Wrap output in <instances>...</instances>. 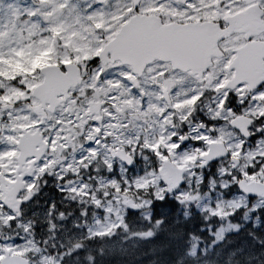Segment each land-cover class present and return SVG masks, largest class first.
Instances as JSON below:
<instances>
[{"label":"rangeland","instance_id":"374dc122","mask_svg":"<svg viewBox=\"0 0 264 264\" xmlns=\"http://www.w3.org/2000/svg\"><path fill=\"white\" fill-rule=\"evenodd\" d=\"M128 1L113 0L104 5L90 0L82 3L77 0L0 1L1 104L15 100L36 103L37 100L31 98L30 91L42 81L40 67L44 64L76 62L82 67L83 74L86 73L82 85L72 90L74 95L71 100L63 104L53 116L56 125L54 147L61 146L69 159L66 158L63 162L67 166L63 174L66 177L74 173L77 175L76 179L67 181L64 190L62 189L64 194L57 201L64 206L70 205L72 200L81 201L84 206L89 202L94 203L95 207L87 210L83 220H67L57 209L50 211V216L43 212L36 217L46 224L45 230L51 241L55 242L58 252L56 264H71L72 260L80 264L77 257H70V262L69 258H65L71 244L80 247L78 244L89 237L94 239L96 234L113 238L115 229L123 226L125 218L134 216L138 211L140 215L144 212L148 215L146 207L151 199L144 197L146 191H150L155 198L169 195L194 203L208 216L227 215L248 205L252 209L264 206L261 199H253L251 202V199L239 191L233 193L229 189L230 184L237 181L238 175L250 180L264 181V143L253 140L251 144L244 145L229 130L227 121H224L228 112L221 104L223 93L215 95L199 107L206 119L215 123L219 120V124L211 123L215 129L213 132L208 125L197 120V117L190 121V109L183 111L182 117L184 120L187 118L183 127L184 134H188L191 140L187 144H181L179 139L171 137L174 132L166 130L161 120L147 113L146 105L142 108L146 100L150 106L155 104L154 91L146 86L143 78L136 80L140 84V92L131 96L129 86L124 83L129 78L128 72L119 70L116 78L109 65L103 66L99 62L90 65L99 50L114 37L120 27V21H113L120 15L125 19L127 13L131 12ZM89 21L96 23L94 31H98L95 34L90 32L94 25H87ZM28 61L31 66H28ZM36 66L38 72H34L29 78L22 76L19 84H12V80L17 78L16 72L24 75ZM142 82L144 83L141 84ZM92 97L102 98L106 102L102 111L103 122H92L88 116L86 103ZM188 101L183 100L180 104L184 102L183 105L188 107ZM19 113L20 110H15L9 112L8 116L25 117ZM11 126L5 125V128ZM62 137L68 139L70 144L63 142ZM75 137L79 138L77 143L72 142ZM107 137L110 140H104ZM212 138L223 139L231 154L240 159V166L232 170L229 159L216 162L213 178L208 179L206 186L210 189V194H202L200 197L195 195L203 174L194 170L186 175L181 189L167 194L158 172L161 160L169 156L179 165L193 166ZM110 144L127 146L138 159L136 165L128 170L118 160L111 159L107 153ZM152 163H156V167ZM102 169L106 174L116 170L118 175L109 180L107 175L101 176ZM91 170L94 172H90ZM81 172L83 176L79 179ZM84 178L86 181H82ZM28 231L26 228L21 236L23 240L17 248L23 254L35 249V243ZM109 243L113 248L127 246L123 239H113ZM42 258L40 263L45 260V257Z\"/></svg>","mask_w":264,"mask_h":264},{"label":"flooded vegetation","instance_id":"af4514ba","mask_svg":"<svg viewBox=\"0 0 264 264\" xmlns=\"http://www.w3.org/2000/svg\"><path fill=\"white\" fill-rule=\"evenodd\" d=\"M129 4L131 10L134 9L131 0ZM226 8L231 13L225 18ZM138 10L146 15L141 25L136 24V31L147 41L146 52L151 49L167 52L162 59L157 56L149 62L141 77L154 88L162 124L166 130L174 132L171 137L180 140L184 135V122L187 121L182 117L184 110L190 109L191 121L198 107L223 93L221 104L227 94V102L222 106L231 113V118L237 115L253 118V140L264 143V115H261L264 101L252 99L255 89L249 90L246 82L228 87L236 71L244 69L245 61L254 63L253 68L264 72V0H141ZM129 19L127 14L125 21ZM247 44L251 45L253 55L238 61L239 53ZM174 61L185 62L187 69L177 67ZM95 63L98 60L90 65ZM184 95L191 101L186 103L189 108L184 102L180 104ZM33 104L30 100H15L11 104L13 107L4 111V103H0V252L4 254L3 259L7 258V264H14L22 257L30 264H39L42 257L45 260L40 264L57 260L55 242L49 238L46 224L36 217L43 212L50 216V211L55 209L67 220L77 216L76 212L69 216L68 205L57 201L64 194L67 181L77 177L75 173L67 177L63 174L67 168L63 162L67 157L61 146L54 147L56 125L53 116L61 106L43 117L32 110ZM15 110H20L19 114L25 117L9 118L8 113ZM200 122L213 126L204 116ZM5 125L12 126L5 128ZM185 128L188 129L187 124ZM62 141L70 144L64 137ZM78 141L77 137L72 140L73 143ZM11 151L16 154L2 155ZM82 176L81 172L79 179ZM29 184L35 186L29 189ZM8 193L15 198L14 208L4 202ZM78 217L80 219V214ZM26 228L35 249L23 254L17 248Z\"/></svg>","mask_w":264,"mask_h":264},{"label":"trees","instance_id":"16d2710c","mask_svg":"<svg viewBox=\"0 0 264 264\" xmlns=\"http://www.w3.org/2000/svg\"><path fill=\"white\" fill-rule=\"evenodd\" d=\"M30 70L24 74L28 78L38 72V67ZM203 185L199 193L205 194ZM149 210V216L137 212L125 218L123 226L115 230V237L123 239L126 247L113 248L107 243L111 237L99 234L86 240L80 264H194L196 261L189 259L192 253L197 257H220L207 264H226L221 258L229 253L258 255L264 260V213L248 216L237 209L227 215L207 216L194 204L169 197L153 198ZM68 249L77 252L73 245ZM71 264L76 263L72 260Z\"/></svg>","mask_w":264,"mask_h":264},{"label":"water","instance_id":"95a60500","mask_svg":"<svg viewBox=\"0 0 264 264\" xmlns=\"http://www.w3.org/2000/svg\"><path fill=\"white\" fill-rule=\"evenodd\" d=\"M103 2L105 0H97ZM138 1V0H136ZM128 24L124 25L121 32L110 42H108L104 49L100 52V60L103 63L108 61H115L120 59L123 63H130L136 68V70H141L144 65L152 59L154 56H165L167 52L165 50L156 51L151 49L148 53L145 51L144 38L142 36L129 35ZM157 53V54H155ZM108 54L111 57L108 58ZM65 70L56 64H49L42 67L41 72L44 75V80L42 83L37 85L33 90V95L39 98L41 104L46 102L50 103L49 110L54 111L56 107L67 100L70 97L69 90L71 87L79 85L83 77L81 76L80 67L73 62H69L65 65ZM63 95V97H60ZM101 102H92L90 111L99 112L101 108ZM42 106L36 108L37 111H41ZM7 108V107H5ZM243 121L237 119L233 124L242 129L243 133L245 129L241 127ZM247 135V133H246ZM222 143L212 146L210 152L205 156L209 160H215L225 154L224 146L221 147ZM120 157L127 160L129 163L132 162V158L125 154L124 150L121 149ZM183 172L184 169H177L171 165L168 161L165 162V168L161 171L163 175V180L168 184L169 191L177 189L183 182ZM240 188L250 195L264 197V183L258 181L247 182L246 180H241L239 182ZM9 206H13V201L7 199ZM19 259V258H18ZM14 264H28L25 259L16 260Z\"/></svg>","mask_w":264,"mask_h":264},{"label":"snow or ice","instance_id":"6c2138e0","mask_svg":"<svg viewBox=\"0 0 264 264\" xmlns=\"http://www.w3.org/2000/svg\"><path fill=\"white\" fill-rule=\"evenodd\" d=\"M134 11L137 10V9H133ZM231 13V10L230 9H227L225 10L224 12V16L225 18L227 16H229ZM95 59V58H94ZM240 87L242 88L243 87V84L241 83ZM237 91H239V89H237ZM5 99H7V97H5ZM252 99L253 100H261V101H264V82H262L261 84L257 85V88L254 90V94L252 96ZM227 102V94L225 95L224 97V101L222 102V105L223 103H226ZM261 115H264V111H261ZM180 145H176V147H179ZM16 153L14 151H11V152H8V153H4L2 154L3 156H14ZM35 185L34 184H29L28 187L29 189H31L32 187H34ZM161 200L163 199V197L160 198ZM12 220L15 219V217H11ZM10 251V249H9ZM4 258V254L3 252H0V260H3Z\"/></svg>","mask_w":264,"mask_h":264}]
</instances>
